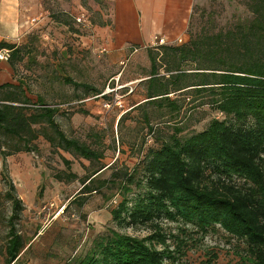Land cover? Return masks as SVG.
Masks as SVG:
<instances>
[{"label": "rangeland", "instance_id": "rangeland-1", "mask_svg": "<svg viewBox=\"0 0 264 264\" xmlns=\"http://www.w3.org/2000/svg\"><path fill=\"white\" fill-rule=\"evenodd\" d=\"M111 2L29 0L28 19L36 18L37 23L17 44L24 49V61L17 64L12 78L0 81V85L24 84L30 100L25 105L29 113H41L39 100L43 99L58 110L54 119L66 135L98 151L102 158L87 160L54 148L43 136L35 141L40 152H20L7 158L9 175L24 205L17 230L28 241L17 264H73L90 252L95 239L112 230L138 238L150 235L153 232L150 225L121 228L113 222L111 211L122 198L117 187L84 195L83 181L101 167L106 170L97 177L100 181L109 180L113 171L134 169L149 148L158 147L157 139L171 136L175 127L182 129L179 136L185 138L205 130L213 119H224L207 104L193 109L206 102L205 98L195 96L194 101L191 97L186 99L176 119L167 108L144 106L151 115L149 124L144 121L143 106L136 107L146 101L151 69L148 52L153 49L156 53L160 76L165 78L170 75L166 72L169 52L154 43L119 47L113 33L106 32L112 29ZM250 3V0H197L183 43L191 36L238 31V23L254 18ZM60 15L66 17L68 26L56 22L54 17ZM184 68L187 73L194 72L191 65ZM66 78L100 90L102 95L95 97L92 90L67 84ZM4 93L0 90V98ZM170 97L184 98L178 92ZM191 102L194 103L190 106ZM80 110L89 114L78 113ZM34 127L41 129V125ZM65 160L71 164L70 171ZM3 164L0 153V264H5L8 219L12 213L11 203L5 198L8 189ZM64 172L77 178L58 181L55 176ZM160 223L164 232L172 236L186 237L182 229L188 231L190 240L179 264H205L211 258L215 264H251L245 256V243L220 226L202 235L182 222L165 219ZM168 243L174 249V239L170 238Z\"/></svg>", "mask_w": 264, "mask_h": 264}, {"label": "trees", "instance_id": "trees-1", "mask_svg": "<svg viewBox=\"0 0 264 264\" xmlns=\"http://www.w3.org/2000/svg\"><path fill=\"white\" fill-rule=\"evenodd\" d=\"M250 2L254 18L238 23V31L191 36L187 43L158 46L169 52L167 78L160 76L154 50L148 52L151 69L146 101L136 107L143 106L145 122L150 123L151 115L144 106L167 108L176 119L186 99L194 101L195 96L206 102L193 109L207 104L224 119H213L205 130L185 138L179 136L182 129L175 127L171 136L157 139L158 147L149 148L137 167L113 171L109 180H97L106 167L88 176L82 183L84 195L117 187L122 198L111 211L113 222L121 228L150 225L153 232L138 238L112 230L95 239L90 252L73 264H179L190 240L188 231L182 229L186 237L165 233L160 225L165 219L190 225L202 235L220 226L245 243V256L251 264H264V0ZM65 18L54 17L68 26ZM1 50L9 51L8 64L15 72L17 64L24 61L23 47L2 41ZM186 65L194 72L187 73ZM65 83L92 90L95 97L102 95L100 90L70 78ZM0 90L5 91L0 98V153L8 189L5 198L12 209L5 264H17L28 241L17 230L24 205L9 175L7 158L20 152H40L35 143L40 136L52 147L87 160L100 161L102 155L69 138L54 119L58 110L43 99L39 100L41 113H29L24 84H3ZM173 92L184 98L172 99ZM78 113L89 114L83 110ZM150 131L154 133L152 127ZM9 139L14 142L9 143ZM65 163L70 171V162ZM55 178L63 182L77 176L64 172ZM170 238L174 239V249L168 243ZM205 264H215L214 258Z\"/></svg>", "mask_w": 264, "mask_h": 264}, {"label": "crops", "instance_id": "crops-1", "mask_svg": "<svg viewBox=\"0 0 264 264\" xmlns=\"http://www.w3.org/2000/svg\"><path fill=\"white\" fill-rule=\"evenodd\" d=\"M109 15L119 47H145L163 37L172 43L187 37L197 0H111ZM29 0H0V42L18 44L31 27ZM36 19V18H34ZM8 62H0V81L12 78Z\"/></svg>", "mask_w": 264, "mask_h": 264}, {"label": "built area", "instance_id": "built-area-1", "mask_svg": "<svg viewBox=\"0 0 264 264\" xmlns=\"http://www.w3.org/2000/svg\"><path fill=\"white\" fill-rule=\"evenodd\" d=\"M33 24L37 23V19H32L31 21ZM184 41L183 39H179L176 41L178 44H182ZM168 41H166L163 37H156L154 40V45L155 46H161V45H166ZM10 58V53L8 50H1L0 51V62H8Z\"/></svg>", "mask_w": 264, "mask_h": 264}]
</instances>
